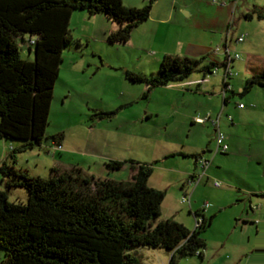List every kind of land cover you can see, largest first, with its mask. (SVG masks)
Instances as JSON below:
<instances>
[{"label":"rangeland","instance_id":"obj_1","mask_svg":"<svg viewBox=\"0 0 264 264\" xmlns=\"http://www.w3.org/2000/svg\"><path fill=\"white\" fill-rule=\"evenodd\" d=\"M148 1L135 0L133 6ZM156 1V7L175 6L173 21L159 25L156 36L154 20L134 27L127 42L108 41L111 22L103 14H95L93 20L86 10H73L69 27L74 41L63 47L44 139L18 153L17 168L47 178L53 166L62 170L79 166L83 174L128 180L129 164L105 172V162L152 163L148 184L166 192L158 220L173 218L193 230L197 210L207 217L214 214L203 233V258L177 256L176 264H264V195L260 194L264 192V86L255 85L242 94L247 58H264V20H247L243 15L254 8L264 11V0H238L235 8L228 43L231 54L239 57L231 62L232 90L225 92L226 103L221 64L212 73L196 70L182 81L148 92L144 83L125 77L126 70L147 76L156 73L165 54L202 58L201 65L209 64L213 58L209 52L222 45L223 33L204 31L186 13L187 8L202 9L200 0ZM239 36L243 41H236ZM28 38L25 34L17 42L21 57L32 60ZM197 40L204 44L200 51L188 45ZM216 55V60L224 59L222 52ZM99 111L115 113L102 118L95 114ZM218 115L228 145L225 152L216 151L213 120ZM18 144L0 137V164L9 157L10 147ZM203 151L208 160L205 173L191 183L192 173L203 172L192 154ZM7 180L0 172V189H7ZM185 194L187 201L182 202ZM27 196L24 188H8L10 201L26 202ZM135 251L141 264H169L172 254L146 246Z\"/></svg>","mask_w":264,"mask_h":264},{"label":"trees","instance_id":"obj_2","mask_svg":"<svg viewBox=\"0 0 264 264\" xmlns=\"http://www.w3.org/2000/svg\"><path fill=\"white\" fill-rule=\"evenodd\" d=\"M154 1L137 7L125 6L122 0H0V137L19 141L10 147L12 163L0 164V172L8 177L7 189H0V249L5 254L0 264H141L138 246L172 251L169 264L198 250L203 258V233L214 214L207 217L197 210L200 221L193 230L173 218L158 220L166 192L148 184L152 163L105 162L108 172L129 164L128 180L86 176L79 166H53L44 178L15 166L19 152L44 139L63 47L74 41L69 27L73 10L103 14L118 24L108 32V41L127 42L133 28L149 18ZM243 16L264 20V11L254 8ZM25 34L33 46L32 60L20 54L17 40ZM201 63L202 58L165 54L156 73L126 70L125 77L144 83L148 92L182 81L196 70L212 73L214 67L226 65V57ZM246 73L242 94L264 86V58L249 56ZM227 100L224 95V103ZM114 113L95 114L103 118ZM13 186L27 191L26 202L9 200L8 188Z\"/></svg>","mask_w":264,"mask_h":264},{"label":"crops","instance_id":"obj_3","mask_svg":"<svg viewBox=\"0 0 264 264\" xmlns=\"http://www.w3.org/2000/svg\"><path fill=\"white\" fill-rule=\"evenodd\" d=\"M134 1L133 0H127V2H126V0H122L123 4L125 6L137 5L136 2H134ZM157 2L158 1H156L154 6L152 7L149 18L145 22L136 26V27H139V26L141 27L142 25L146 24L147 22L154 20L157 23V27L155 26V28L153 30L154 36H156L158 33V29L160 27L159 25H163V24H166V23L173 21V19H174V8H175L174 5L172 7H168V8L167 7L162 8L161 6L156 7L158 4ZM200 3L203 6V8L200 9L199 11L198 10L191 11V8H187L188 12H186L184 10L183 11L186 12L189 16H194V19L196 20L195 23H196L197 27L202 28L204 31H212L213 30V31L221 33V34L223 33L224 37H223V39H221V44L222 45H229L228 35L233 28L234 11H235V8L238 4V0H220L219 3L213 2L212 0H200ZM186 5H187V3H186ZM95 18H97V15H93V20H95ZM101 20H103V22H105L103 18ZM108 22L110 23V26H109L110 28H108L109 29L108 31L114 30L118 27V24L116 22H113L111 20H108ZM188 45L190 46V48H191V45H193L195 51H200L201 48L204 47L203 42L198 41V40L194 41L192 43L188 42ZM212 51H213V49L210 52L209 51L208 52H209V54L211 53V55L213 57L212 60H216L217 55H213ZM208 52H206V53H208ZM201 55H203V54H201ZM194 58H196V57H194ZM228 82L230 83L229 80H228ZM229 90H232V87ZM224 95H226V93ZM223 100H224V98H223ZM219 121H220V116H219ZM219 128H220V122H219ZM14 146H16V145H14ZM20 153L21 152H19V154ZM203 153H204V151L201 154H196L197 158H194L195 164L198 163V159L200 157L205 158ZM6 160L9 161L8 163H10V164L12 163V161L9 157H7ZM16 160H18V154H17ZM15 166H16V168L18 167L17 161L15 163ZM72 167H74V166H72ZM105 172H106V169H105ZM194 173L196 174V172H194ZM84 174L86 176L103 177V176H95L91 172H89L87 174L84 173ZM204 215H205V213H204ZM3 258H4L3 251L0 249V261Z\"/></svg>","mask_w":264,"mask_h":264},{"label":"built area","instance_id":"obj_4","mask_svg":"<svg viewBox=\"0 0 264 264\" xmlns=\"http://www.w3.org/2000/svg\"><path fill=\"white\" fill-rule=\"evenodd\" d=\"M212 1L216 2V3L220 2V0H212ZM236 41H238V42L243 41V36L237 37ZM30 42L33 43L34 40L30 39ZM219 52H222L224 54V58L226 57V65L224 66V74H223V85H224L223 93H225L226 91H228L231 88L230 83L228 82L229 78L232 76L231 61L234 60L235 58H238L239 54L236 53L235 55H232L231 50L229 48V45L216 46L212 51L213 55H216ZM215 70H216V68H215ZM239 106L243 107V104H239ZM208 118H209V116L206 119H208ZM206 119L197 118V120L200 122H203ZM213 123L215 124V132H216V142H217L216 151L225 152L228 150V145H227V143H225L224 136H223V134L219 128V115L216 119L213 120ZM58 147H59V144H58ZM198 163L201 164L203 172L200 175L196 173V174H194L193 177H190L189 182H191V183L192 182H199L202 179L203 174L205 173V170H206V167L208 164V160H206L203 157H200L198 159ZM213 184L216 187L220 186V182H218V181H215ZM185 201H187V194H185L182 197V202H185ZM197 220L200 221V218H197ZM197 220H196V222H197ZM196 253L198 254L199 250L196 251Z\"/></svg>","mask_w":264,"mask_h":264}]
</instances>
